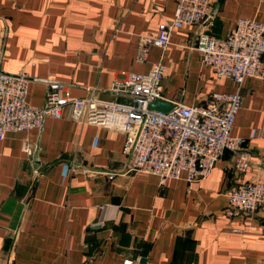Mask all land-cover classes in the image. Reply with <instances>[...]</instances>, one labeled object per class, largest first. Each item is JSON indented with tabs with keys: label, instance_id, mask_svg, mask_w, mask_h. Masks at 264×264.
I'll list each match as a JSON object with an SVG mask.
<instances>
[{
	"label": "crops",
	"instance_id": "0c3cea01",
	"mask_svg": "<svg viewBox=\"0 0 264 264\" xmlns=\"http://www.w3.org/2000/svg\"><path fill=\"white\" fill-rule=\"evenodd\" d=\"M175 0H0V71L31 79L28 104L41 107L47 81L71 96L113 100L121 74L147 73L161 62L165 101L204 104L233 92L201 64L199 27L172 32L162 50L135 62L140 36H157L174 19ZM264 23V0H221L201 31L224 39L239 19ZM45 82H43V81ZM231 135L244 141L246 173L223 157L204 180L188 183L128 170L125 135L69 119L46 118L40 167L22 146L39 129L0 141V264H264V212L228 216L227 192L264 181V83L246 79ZM118 101L125 102L123 99ZM113 175L112 178L109 176Z\"/></svg>",
	"mask_w": 264,
	"mask_h": 264
},
{
	"label": "built area",
	"instance_id": "2783aa9c",
	"mask_svg": "<svg viewBox=\"0 0 264 264\" xmlns=\"http://www.w3.org/2000/svg\"><path fill=\"white\" fill-rule=\"evenodd\" d=\"M174 19L158 26L157 36H140L135 62H146L153 47L164 50L171 34L184 27H200L212 11L215 0H175ZM194 49L201 64L220 79L230 80L233 92H211L204 104H177L169 113L150 110L152 101L165 100L164 66L155 63L145 74H121L109 87L113 100L96 96V89L82 98L71 96L62 84H47L44 104H28L29 77L25 72H0V141L11 132H31L46 118L60 119L65 109L69 119L125 135L123 153L128 170L166 179L184 178L188 183L204 180L225 152L233 154V168L243 174L253 164L243 148L244 141L231 135L242 104L246 79L264 83V23L239 19L224 39L201 31ZM123 99L125 102L118 101ZM34 146L25 142L23 152L32 156ZM113 175L109 177L112 178ZM228 216L264 212V181L239 183L227 194ZM131 264V262H127Z\"/></svg>",
	"mask_w": 264,
	"mask_h": 264
},
{
	"label": "water",
	"instance_id": "95a60500",
	"mask_svg": "<svg viewBox=\"0 0 264 264\" xmlns=\"http://www.w3.org/2000/svg\"><path fill=\"white\" fill-rule=\"evenodd\" d=\"M220 3H221V0H215V2L213 4L212 11L210 12L209 16L202 23V25L199 27V29L196 31L195 39H196L197 35L201 32L202 28L205 25H207L216 16V14H217V12L219 10ZM1 73H4V72H1ZM29 81H31L30 78H29ZM43 82H45V81H43ZM51 82L47 81L46 83L49 84ZM149 108H150V110H152L154 112L166 114V113H169L172 110H174L176 108V104H172L171 102H168V101H165V100L156 99V100L151 102ZM41 132H42V127L39 129V136H38V139H37L36 143L34 144V149H33V154H32L31 165H32V168H33L34 171H37L39 169V167H40L39 140H40ZM263 225H264V223H263Z\"/></svg>",
	"mask_w": 264,
	"mask_h": 264
}]
</instances>
